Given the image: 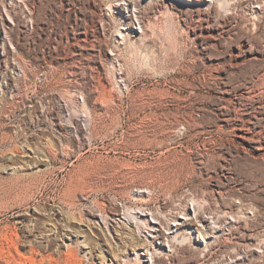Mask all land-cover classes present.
Returning <instances> with one entry per match:
<instances>
[{"label": "rangeland", "instance_id": "rangeland-1", "mask_svg": "<svg viewBox=\"0 0 264 264\" xmlns=\"http://www.w3.org/2000/svg\"><path fill=\"white\" fill-rule=\"evenodd\" d=\"M173 262L264 264V0H0V264Z\"/></svg>", "mask_w": 264, "mask_h": 264}, {"label": "bare ground", "instance_id": "bare-ground-1", "mask_svg": "<svg viewBox=\"0 0 264 264\" xmlns=\"http://www.w3.org/2000/svg\"><path fill=\"white\" fill-rule=\"evenodd\" d=\"M97 168H99V167L93 166V168H92V169L94 170V171H93V173H95V172H97V171H98V170H97ZM80 186H81V185H80ZM80 186H79V187H80ZM80 190H81V189H80ZM84 190H85V189H84ZM80 192H81V191H80ZM84 193H85V192H84ZM98 207L100 208V210H101L102 212H105V210H106V209H105V207H104V206H101V205H99V204H98ZM37 228H38V227H37V226H35V228H34V229L36 230ZM30 232H31V231H30ZM48 243H49V244H52V242H51V241H50V242H48ZM50 246H51V245H50ZM172 264H175V263L173 262Z\"/></svg>", "mask_w": 264, "mask_h": 264}]
</instances>
